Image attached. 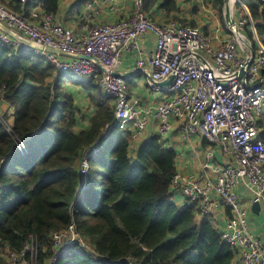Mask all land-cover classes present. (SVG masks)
I'll return each mask as SVG.
<instances>
[{"label": "built area", "instance_id": "2783aa9c", "mask_svg": "<svg viewBox=\"0 0 264 264\" xmlns=\"http://www.w3.org/2000/svg\"><path fill=\"white\" fill-rule=\"evenodd\" d=\"M99 1L111 9L118 2ZM254 1L264 18V0ZM133 6L130 16L111 23H92L88 13L87 21L73 29L45 12L42 3L25 14L0 1V41L14 49L31 50L57 73L85 80L97 77L113 103L114 124L107 125L104 133L116 126L134 142L154 118L162 140L173 120L185 141L205 139L209 147L201 163L202 173L176 171L171 193L182 195L199 218L213 223L221 239L234 249L237 264H264V240L252 232L243 206L247 196L251 203L264 207V138L259 126L264 119V34L257 31V21L245 0H235L233 25L225 18L221 24L215 15L209 34L179 20L157 23L146 12L144 0H133ZM224 13L225 6L223 17ZM146 35L153 37L152 48L142 44ZM124 52L134 55L136 71L149 78L153 88L171 96L156 107L144 106L138 97L129 96L127 76L119 70ZM170 77L172 81L164 85ZM6 130L12 132L7 122ZM20 147L25 151L24 145ZM97 150L96 143L81 153L77 200L87 185L89 158ZM51 241L50 264L72 245L97 256L74 223L52 233ZM36 255V238L30 235L20 251L8 250L5 262L26 264L28 259L37 264ZM126 262L137 264L132 257Z\"/></svg>", "mask_w": 264, "mask_h": 264}, {"label": "trees", "instance_id": "16d2710c", "mask_svg": "<svg viewBox=\"0 0 264 264\" xmlns=\"http://www.w3.org/2000/svg\"><path fill=\"white\" fill-rule=\"evenodd\" d=\"M16 1L17 11L20 5L42 3L50 14L59 2ZM155 1L144 0L145 10ZM214 2L221 8L224 4ZM248 6L258 21V5L249 1ZM256 28L264 34V18ZM67 78L31 50L0 41V101L16 109L12 132L6 130L7 115L0 116L1 245L20 251L31 235L37 264H50L52 233L74 223L97 256L72 245L54 264H129L130 257L137 264H237L234 249L213 223L197 218L192 205L182 207L172 200V149L151 138L138 146L134 158L124 132L113 126L104 134L114 124L113 106L95 78H70L95 90L90 126L75 131L79 108L63 87ZM259 126L264 128V122ZM260 136L264 138V129ZM96 143L87 185L77 200L81 153Z\"/></svg>", "mask_w": 264, "mask_h": 264}, {"label": "crops", "instance_id": "0c3cea01", "mask_svg": "<svg viewBox=\"0 0 264 264\" xmlns=\"http://www.w3.org/2000/svg\"><path fill=\"white\" fill-rule=\"evenodd\" d=\"M0 1L6 3L11 8L18 5L16 0ZM245 1L247 3L249 1L255 3L254 0ZM89 3L94 4L89 9L84 10L83 7ZM224 4L221 8L215 4L214 0H156L155 3L149 5L146 12L157 23H162L168 20H179L191 26L199 27L203 32L209 34L213 30V23L210 20L212 18L214 19L215 15L220 19L221 24L224 25V17L222 15ZM34 5L36 4H33L31 7ZM29 8L20 5L18 11L27 14ZM99 8L100 10L97 12ZM133 9V0H118L117 4L112 9L110 6L101 3L99 0H59L58 9L56 13L52 15L64 25L76 29L79 24L87 21L88 13L91 14L92 23H111L130 16ZM258 21L260 23L263 21L262 16ZM153 43V37L151 35H146L142 40L143 46L147 48H152ZM119 70L127 76L126 85L129 96L138 97L142 105L156 107L162 100L171 96L163 89L153 88L150 85V79L136 71L135 57L133 54L129 52L123 53ZM65 75L73 79H81L84 81H89L91 78H95L93 80H96V84L100 91L103 92L98 84L97 77H91L89 80H85L82 78L71 77L68 74ZM75 85L77 86L76 88L65 87V90L72 94L75 105L79 108L78 119L74 127L75 131L79 132L90 126V118L95 111L90 100V95L95 90L94 88H85L80 84ZM111 104L113 106L112 100ZM15 110V107L10 103L5 100L0 101V116L7 115L5 121L11 127L14 121ZM157 128L158 123L152 118L147 130L140 139L131 142L127 138L130 155L135 158L137 148L142 142L151 138H158L163 147L172 149L175 152L176 171L182 172L183 174H201V163L204 160L206 150L209 147L207 141L201 137H194L185 141L182 139L178 123L175 120L172 121V128L167 137L163 140L160 139ZM263 129L264 128H261L260 132ZM124 135L127 137L126 132H124ZM216 157V162H219L220 155L217 149ZM210 174L212 175L211 172ZM239 190L242 191V188H239ZM172 200L175 201L178 206L184 207L190 205L188 200L180 194L172 195ZM252 204L253 203H251L247 196L243 198V206L248 210L251 230L255 235L264 240V207H260L259 212L255 213L251 209ZM197 218L199 217L197 216ZM0 259H2V264H5V257L1 253Z\"/></svg>", "mask_w": 264, "mask_h": 264}, {"label": "water", "instance_id": "95a60500", "mask_svg": "<svg viewBox=\"0 0 264 264\" xmlns=\"http://www.w3.org/2000/svg\"><path fill=\"white\" fill-rule=\"evenodd\" d=\"M225 13H224V18H225V21L227 24L229 25H233L234 23V8H235V0H233V4L231 5V0H225ZM27 45L30 46L29 42L28 41H24ZM50 50V49H49ZM50 51H53V52H56L54 50H50ZM172 77H170V79L163 83L164 85H167L168 83H170L172 81ZM162 84V85H163ZM105 134V133H104ZM251 209L253 212L257 213L259 212L260 210V204L258 203H253L252 206H251Z\"/></svg>", "mask_w": 264, "mask_h": 264}, {"label": "rangeland", "instance_id": "374dc122", "mask_svg": "<svg viewBox=\"0 0 264 264\" xmlns=\"http://www.w3.org/2000/svg\"><path fill=\"white\" fill-rule=\"evenodd\" d=\"M70 78H67V81H65V83L63 84V87L65 89V87H74L76 88L77 86L75 85L76 83H74ZM94 83H96V80H94ZM263 121H260V124ZM0 253L4 255V257H7V253H8V249H5L4 246L1 245L0 243ZM6 264V262H4ZM26 264H32L31 261H29L28 259L26 260Z\"/></svg>", "mask_w": 264, "mask_h": 264}, {"label": "bare ground", "instance_id": "6f19581e", "mask_svg": "<svg viewBox=\"0 0 264 264\" xmlns=\"http://www.w3.org/2000/svg\"><path fill=\"white\" fill-rule=\"evenodd\" d=\"M233 4V0H231V5Z\"/></svg>", "mask_w": 264, "mask_h": 264}]
</instances>
